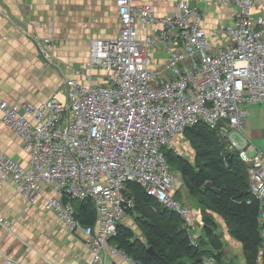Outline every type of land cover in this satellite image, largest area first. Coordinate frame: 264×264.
Instances as JSON below:
<instances>
[{
    "label": "built area",
    "instance_id": "2783aa9c",
    "mask_svg": "<svg viewBox=\"0 0 264 264\" xmlns=\"http://www.w3.org/2000/svg\"><path fill=\"white\" fill-rule=\"evenodd\" d=\"M208 1L236 8L234 23L215 32L225 44L212 42L205 12L189 0H177V10L161 16L152 4L116 0L120 32L91 39L79 77L64 78L38 105L0 103V123L16 132L29 156L27 165L0 156V189L12 180L33 204L47 188L46 208L68 232L88 239L95 261L117 253L132 260L111 241L135 204L130 183L187 224L197 220L175 198L164 150L175 149L187 128L206 123L220 127L229 148L249 164L250 191L261 205L256 260L264 264V154L244 132L249 106L264 103V0ZM259 6L262 13L254 16ZM75 199L92 201L94 224L78 219ZM205 264L218 262L208 257Z\"/></svg>",
    "mask_w": 264,
    "mask_h": 264
},
{
    "label": "crops",
    "instance_id": "0c3cea01",
    "mask_svg": "<svg viewBox=\"0 0 264 264\" xmlns=\"http://www.w3.org/2000/svg\"><path fill=\"white\" fill-rule=\"evenodd\" d=\"M189 1L205 12L204 24L212 42L225 44L227 38L215 32L224 22L234 23L236 8L208 0ZM138 2L154 5L160 16L177 10V0ZM116 10V0H0V103L38 105L59 90L64 78L79 77L90 57L91 39L118 36L122 24ZM253 13L259 16L261 7ZM39 42H44L50 56ZM249 109L244 132L264 154V103ZM2 154L23 165L29 160L22 140L4 123H0ZM49 195L45 188L36 202L28 204L12 180L4 183L0 189V218L4 220L0 221V264L6 258L18 264H136L119 253L93 260L88 239L68 232L56 212L46 208ZM192 211L200 218V208ZM132 218L128 215L122 224L139 236ZM196 229L200 235V228ZM222 232L224 263L246 264L241 244L223 227Z\"/></svg>",
    "mask_w": 264,
    "mask_h": 264
},
{
    "label": "trees",
    "instance_id": "16d2710c",
    "mask_svg": "<svg viewBox=\"0 0 264 264\" xmlns=\"http://www.w3.org/2000/svg\"><path fill=\"white\" fill-rule=\"evenodd\" d=\"M183 135L194 151L192 159L176 149H165L164 153L172 171L181 178L188 204L201 210L200 236H193L192 225L178 212L162 206L138 184L130 183L135 204L128 215H134L141 235L121 224L111 241L136 264H205L208 257L226 264L222 222L228 234L241 244L246 264H257L262 242L261 205L250 191L249 164L229 148L220 127L199 123L187 128ZM175 198L183 205L181 188ZM72 203L82 223H95L96 210L91 200L75 199Z\"/></svg>",
    "mask_w": 264,
    "mask_h": 264
},
{
    "label": "rangeland",
    "instance_id": "374dc122",
    "mask_svg": "<svg viewBox=\"0 0 264 264\" xmlns=\"http://www.w3.org/2000/svg\"><path fill=\"white\" fill-rule=\"evenodd\" d=\"M248 137V136H247ZM249 138V137H248ZM250 139V138H249ZM250 141H251V143H252V145L254 146V144H253V142H252V140L250 139ZM255 147V146H254ZM174 148L176 149V150H178L179 152H181V154H183V155H185L187 158H190L191 156H190V154H192L194 151H193V149H192V147L190 146V143L188 142V140L185 138V136L184 135H181L180 137H178V138H176L175 139V141H174ZM256 148V147H255ZM190 159H192V158H190ZM174 175H175V177H176V181H175V184H174V188L176 189H180L181 188V194H182V196H183V198H182V202H183V205L188 209V208H190L189 209V211L191 212V214L193 215V209L191 208V206L188 204V196H187V194L185 193V189L182 187V182H181V178H180V176H179V174L177 173V172H174ZM192 209V210H191ZM197 218V220L196 221H193L190 225H192V227H193V229H192V233H193V236L194 237H199L200 235L199 234H197V229L196 228H200V233H201V229H202V225L199 223V221L201 220L199 217H196ZM132 221H134L133 220V218L131 219ZM221 223V226L224 228V225H223V223L222 222H220ZM238 251V250H237ZM227 253L229 254V249L227 250V252L225 253L226 254V256H227ZM232 264V263H231Z\"/></svg>",
    "mask_w": 264,
    "mask_h": 264
},
{
    "label": "water",
    "instance_id": "95a60500",
    "mask_svg": "<svg viewBox=\"0 0 264 264\" xmlns=\"http://www.w3.org/2000/svg\"><path fill=\"white\" fill-rule=\"evenodd\" d=\"M208 185L210 186V183H208ZM149 250L154 253L153 248L150 247Z\"/></svg>",
    "mask_w": 264,
    "mask_h": 264
}]
</instances>
